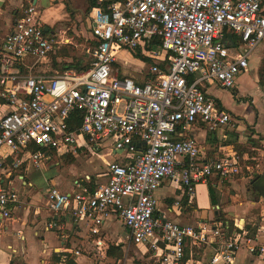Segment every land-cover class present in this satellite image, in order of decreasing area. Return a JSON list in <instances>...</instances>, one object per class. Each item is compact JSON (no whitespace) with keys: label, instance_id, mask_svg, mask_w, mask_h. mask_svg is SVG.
Wrapping results in <instances>:
<instances>
[{"label":"built area","instance_id":"obj_1","mask_svg":"<svg viewBox=\"0 0 264 264\" xmlns=\"http://www.w3.org/2000/svg\"><path fill=\"white\" fill-rule=\"evenodd\" d=\"M97 3L90 12L87 69L42 70L70 41L66 34L58 40L61 35L45 32L35 5L25 9L0 48V111L6 108L0 112V220L11 219L19 202L16 172L23 164L39 170L52 157L88 149L105 164L109 182L92 192L78 181L73 193L51 189L44 201L50 212L90 222L92 235L114 214L129 240L157 264H183L187 250L213 244L208 264H237L241 249L264 259V242L243 223L214 218L184 226L159 215L156 197L168 180L192 196L214 177L256 176L259 166L246 163L249 158L242 163L236 152L207 156L186 133L198 123L210 132L239 129L206 88L231 91L249 69L264 45L263 0ZM156 41L161 49L151 48ZM123 50L153 62L146 74L143 63L141 80L122 73L117 55ZM115 152L126 161H109ZM101 244L97 240L98 251Z\"/></svg>","mask_w":264,"mask_h":264},{"label":"crops","instance_id":"obj_2","mask_svg":"<svg viewBox=\"0 0 264 264\" xmlns=\"http://www.w3.org/2000/svg\"><path fill=\"white\" fill-rule=\"evenodd\" d=\"M262 4L264 7V0ZM25 5L37 6L46 24L45 27H48L50 32L56 35H67V31L58 30L59 26L62 24L75 25L74 27H77L76 25L83 23L87 16V21L91 24L89 19L92 9L90 10L89 0H0V48L7 35L12 32L17 19L21 14L23 15ZM54 18L57 19L54 20ZM52 24H56V28H51L50 25ZM86 31L89 33L92 40L91 28H89V25L88 28H85V32ZM82 34L83 32H80L79 36ZM66 35L64 37H67ZM67 38L70 43H72V39L69 37ZM252 57L250 59L249 69L237 79L236 88L231 91L221 89L215 85H209L206 88L207 94L219 102V104L239 122V129H235L229 125L215 132L208 131L204 125L198 123L186 133V137L194 139L202 152L207 156L218 157L222 156V154H232L236 152L235 144L243 145L253 151H260L262 156H264V106L259 105V97H261L263 93L258 82V69L264 58V45L263 55L259 59L260 62L258 66L251 63ZM54 60L55 59L52 61L54 62ZM48 62L43 65L42 70L50 73L59 72L56 70V66H54L55 62L51 69H47L46 65ZM66 62L69 63L72 62V60L68 59ZM122 73L127 75L124 70ZM139 74L142 78L143 74H141V71ZM140 75L138 78L134 76L129 77L135 80H141ZM251 77L252 86L254 88H252V90L254 92L241 94L239 85H241L246 78L251 79ZM214 90L215 93H213ZM234 91L237 92V96H234ZM239 97H250L253 99V102L249 103L247 100L243 103L239 102ZM5 111L6 108H1L0 112L4 113ZM86 151L89 152L88 149H85L80 151L78 155L85 154ZM112 155L114 157H110L111 161H126L121 152H115ZM245 157L248 158L247 155ZM50 159H58V157H52ZM255 159L257 160V158ZM258 166L259 171L260 165L258 164ZM33 172V167L29 165V163L23 164L21 169L16 172L18 178L16 185L19 191V202L13 210L11 219L0 220V264H54V259L59 257L62 260L60 264H105L103 262L94 263L91 253L85 255L76 247H78V244H82L84 247L93 245L95 250L99 252L105 260L107 257L115 255V251L113 250L111 251L112 254H108V250L114 246L108 245L105 239L106 231L110 232L113 237L118 238L116 239L119 241L116 244L117 248L120 247L119 243L127 245L128 242H131L129 240V232L114 214H111L110 217L105 220L100 228L99 235H92L90 231V222L75 220L69 212H62L59 214L50 212L44 207V201L49 191L54 188L58 189L57 185L60 186V183L50 177L47 181L48 187L45 190V196L43 198L41 193L45 187L42 186L37 190L36 186L29 181L30 175ZM81 173L89 174L84 176V181H82V183L78 181V179L75 180L82 186L90 184L97 189L109 182L108 171H81ZM212 179L218 181V183L214 185L210 182ZM212 179L208 183L199 184L196 187L205 190L203 187L208 185L212 188H218L223 187V183L225 182H231V186L233 183L238 184L235 182L237 179L219 180L216 177ZM238 180L248 179L242 178ZM230 189L232 193L229 195V199H226V196L223 194L224 199L222 201L216 199V204L212 198L213 208L212 210H208L207 208H200V206L197 205V195L195 196L194 202L192 196L185 194L179 182L168 180L165 181L156 192V197L159 202L158 213L163 218L178 224L196 226L211 221L214 218H219L221 213L224 212L227 214L226 217L220 219H225L229 223L231 219L233 221V223H230L231 225L235 222L243 223V226L248 229L253 238L259 242H264V205L262 203V198L264 197L256 196V201H250L247 196L249 191L245 190L242 194L244 200H242L241 194L238 193V188L236 195H234L235 190L232 189V187L228 190ZM76 191L73 182V190L64 193H73ZM226 200L227 202L229 201V203L224 206ZM177 203L180 205L177 206ZM221 208L223 212H220ZM254 210H258L259 212L256 217H252ZM117 222L121 224L120 228L125 230V237L124 235H120L121 232H119L120 229L118 228L119 225L117 227ZM52 223L55 224L54 226L51 225L52 228L49 229ZM254 226L255 229L253 231L252 228ZM97 240L102 242L101 251H98L96 247ZM134 246L144 257L145 247L138 245ZM215 247L216 245L214 244L208 245L200 251H193V253L187 250L186 257L188 258L185 264H208L214 255ZM122 248L123 250L120 251V255H118L116 259L114 258L115 260L112 259L111 264H133V261L128 259L126 254L124 255L125 247ZM77 251L80 253L79 255H76ZM236 261L237 264H264L263 258L250 255L246 249H241L239 251Z\"/></svg>","mask_w":264,"mask_h":264},{"label":"rangeland","instance_id":"obj_3","mask_svg":"<svg viewBox=\"0 0 264 264\" xmlns=\"http://www.w3.org/2000/svg\"><path fill=\"white\" fill-rule=\"evenodd\" d=\"M57 18H54V20H56ZM88 16L85 17L83 23L81 24H77V27H74L75 25H67V24H62L61 26H59L60 31L64 30L67 31V37L72 39V43L70 44H66L61 46V48L57 51V55L56 56H52L51 59L49 60L48 64L46 65L47 69H51L52 66L54 65V62L52 61L53 59H55L54 61H56V65L58 64V66H56L55 68H57L56 70L61 71L62 68V64L64 63H68L66 62V60H72V62L77 63V61H81V64H87L88 62L91 61L92 59V55L91 53L88 52L89 49L93 48V44H92V40L90 38L89 33H87V31L85 32V28H91V24L90 22L87 21ZM43 20V19H42ZM90 20V19H89ZM57 22V21H55ZM43 24L46 25L43 21ZM51 28H56V24H52L50 25ZM83 32L82 35L79 36V33ZM63 36V35H62ZM62 36L58 37V40L62 39ZM263 55V45L260 46L254 53L251 63L255 66H258L259 62H260V57ZM117 61H118V66L121 67L122 71L124 70V72H126V74L128 76H134L136 78H138V76L140 75V71L141 68L145 67L143 70V74H146L148 72V69L150 67V63H145L144 60H142L138 55L131 53L129 51H121L118 55H117ZM69 62V63H72ZM143 63L145 64V66H143ZM55 66V65H54ZM143 66V67H142ZM43 67V65H42ZM260 69V67H259ZM259 69H258V75H259ZM141 78V75H140ZM259 84H260V75H259V80H258ZM240 88V93L244 94V93H250V92H254L252 90L253 86H252V77L250 78H246L245 81L239 85ZM260 88L262 89V93L261 97H259V105L260 106H264V87L262 88V86L260 85ZM254 89V88H253ZM213 93H215V90L213 91ZM252 94V93H251ZM254 95V94H253ZM239 102H245L246 100L249 103L253 102V99L250 97H246V98H238ZM251 151V156H253L254 158H257V162L260 165V169L259 171H257L256 176H253L252 179L249 180H235L236 183H233V185L231 186V182H225L223 183V187H218V188H212L209 185L203 187V189L205 190H201V188L196 187V193H194L192 195V198L195 202V196L197 195V205L203 208H207L208 210H212V198L215 201L216 199L218 201H222L224 199L223 194L226 196L225 198L229 199V195L232 193L231 189L228 190L229 188L232 187V189H234V195L238 193L241 194V198L242 200H244V196L242 195L243 192L245 190L249 191L247 193L248 199L250 201H256V194L253 193L254 191V187H253V180L257 177H264V156H262L261 152L259 151ZM74 160H71L69 158H58V159H50L48 161H46V163L42 166L41 169L39 170H35L33 169V173H31L29 181H31L38 189H40V187L44 186L45 189H43V192H39L41 193V196L43 195V198L45 196V190L48 187L47 181L48 179L54 178V180L59 181L60 186L57 185V188L62 191V192H66V191H72L73 190V182L78 179V181H80L82 183V181H84V176L85 175H89V174H82L81 171H106V166L103 163V161L100 159L99 155L95 154V155H91V151L89 152H85V154H80L78 155V157L73 158ZM111 158H108L109 161ZM21 169V168H20ZM22 171V170H21ZM58 177V178H56ZM52 182V181H51ZM211 183H213L214 185L218 183V181L212 179L210 181ZM230 183V184H229ZM229 184V185H228ZM86 186V185H85ZM87 187V186H86ZM89 189V187H87ZM237 188L239 189L237 191ZM95 189V188H94ZM218 196V197H217ZM261 200V199H260ZM263 200V205H264V198H262ZM210 201V202H209ZM219 203V202H218ZM229 203V201L224 202V206L227 205ZM211 204V205H210ZM44 207L46 208L45 204ZM246 207V205H245ZM220 212H223V209L221 208ZM258 210H254L252 213V217H256V215L258 214ZM227 214H225L224 212L221 213V216H219V218L222 217H226ZM259 219V218H258ZM230 223H233V221L230 219L229 220ZM258 221V220H257ZM207 222H211V221H207ZM117 227L119 225V232H121L120 235H124L125 237V230L123 228H120L121 224L119 222L116 223ZM196 225V224H194ZM105 239L108 243L109 246H114L111 247L113 248V251H115V255L114 256H109L107 257V259H103L104 257L101 256V254L99 252H97L94 248L93 245L89 246V247H84L82 244H78V247H76L79 251H81V253L88 255V253H91V257L95 262H103L105 264H111L112 259L115 260L116 257L118 255H120V251L123 250L122 247L124 248V255H127V258L133 261V264H156V261L151 259V257L149 255H146L143 257V254L137 249L135 248V246L133 245L132 242H128L127 245L123 244V243H119L120 247L117 248V243L119 242L118 238L113 237V235L106 231L105 234ZM118 249V250H117ZM121 249V250H120ZM123 255V257H124ZM115 258V259H114Z\"/></svg>","mask_w":264,"mask_h":264},{"label":"trees","instance_id":"obj_4","mask_svg":"<svg viewBox=\"0 0 264 264\" xmlns=\"http://www.w3.org/2000/svg\"><path fill=\"white\" fill-rule=\"evenodd\" d=\"M89 4H90V10L92 8H94L96 5H97V0H89ZM30 5H25V9H27ZM25 11V10H24ZM23 11V13H24ZM23 15L21 14V16L18 18L20 19ZM17 19V20H18ZM151 48L153 49H161V42L159 41H156L152 46ZM138 55V54H136ZM145 63H152V61L148 58H144L143 59ZM55 62V66H58V64L56 65V61ZM90 66L89 62L87 64H81V61H77V63H64L62 64V68H61V72H64L66 70H69V69H78V70H84V69H87L88 67ZM259 75H260V85L262 87H264V58L262 59V62H261V65H260V69H259ZM234 96H237V92H233ZM219 104V102H218ZM235 150H236V153H237V156H238V159L242 162V163H245V156L247 155L249 160L246 161V163H250L252 165H257V163H255L256 161H252L251 158H254L253 156H251V151L249 148L247 147H244L243 145H239V144H235ZM66 158H69L71 160H74L73 156H65ZM64 157V158H65ZM253 187H254V191L253 193H255L258 197H264V183H263V180H262V177L260 176H257L254 180H253ZM87 187H89V190L92 192L94 190V186H91L90 184L86 185ZM79 193H82V191H78ZM216 203V201H215ZM217 204V203H216ZM256 226V225H255ZM255 226L252 228V230L254 231L255 229ZM113 249L110 248L108 250V254H112V251ZM188 257H185L184 259V262L183 264L186 262ZM62 262L61 258H56L54 259L53 263L54 264H60Z\"/></svg>","mask_w":264,"mask_h":264},{"label":"water","instance_id":"obj_5","mask_svg":"<svg viewBox=\"0 0 264 264\" xmlns=\"http://www.w3.org/2000/svg\"><path fill=\"white\" fill-rule=\"evenodd\" d=\"M45 32L46 33H49L50 32V29L48 27H45ZM262 180H263V183H264V177L262 178Z\"/></svg>","mask_w":264,"mask_h":264}]
</instances>
